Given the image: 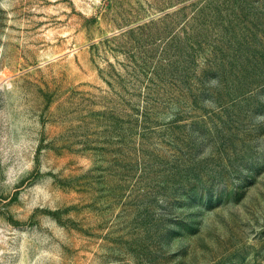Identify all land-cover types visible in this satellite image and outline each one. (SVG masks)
Segmentation results:
<instances>
[{
	"label": "rangeland",
	"instance_id": "obj_1",
	"mask_svg": "<svg viewBox=\"0 0 264 264\" xmlns=\"http://www.w3.org/2000/svg\"><path fill=\"white\" fill-rule=\"evenodd\" d=\"M0 264H264V0H0Z\"/></svg>",
	"mask_w": 264,
	"mask_h": 264
}]
</instances>
